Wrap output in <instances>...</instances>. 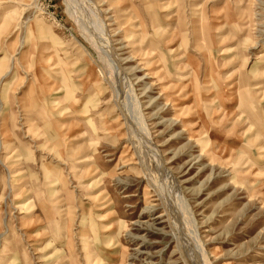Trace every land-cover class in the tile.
Masks as SVG:
<instances>
[{
	"label": "rangeland",
	"instance_id": "obj_1",
	"mask_svg": "<svg viewBox=\"0 0 264 264\" xmlns=\"http://www.w3.org/2000/svg\"><path fill=\"white\" fill-rule=\"evenodd\" d=\"M0 264H264V0H0Z\"/></svg>",
	"mask_w": 264,
	"mask_h": 264
},
{
	"label": "bare ground",
	"instance_id": "obj_2",
	"mask_svg": "<svg viewBox=\"0 0 264 264\" xmlns=\"http://www.w3.org/2000/svg\"><path fill=\"white\" fill-rule=\"evenodd\" d=\"M88 1V0H87ZM91 7H93V6H91ZM95 12V11H94ZM96 19V18H95ZM107 36H109V35H107ZM100 39V38H99ZM107 41V40H106ZM106 44H108V48H110V50L112 51V53L114 54V58H115V52H114V49H113V46H112V44H111V42H110V40H109V38H108V43L106 42ZM103 45V44H102ZM105 48H106V46H105ZM107 51V50H106ZM23 57H25V55L23 56ZM22 57V58H23ZM113 57V56H112ZM117 66H118V63H117ZM136 102V101H135ZM134 104V103H133ZM136 112V111H135ZM138 114H140V113H138ZM137 117V120L135 121V125H136V129H138L139 131H140V133H142V134H144L145 135V137H144V141H145V143L147 144V146L149 147V148H152V149H154L153 148V144L151 143V139H150V136H149V131L147 130V128H145L146 127V122H145V120H144V117H143V115H139V116H135V118ZM133 121V120H132ZM137 122H140L139 124L137 123ZM138 124V125H137ZM134 132H136V131H134ZM148 148V149H149ZM152 152V151H151ZM155 154H157V156H159V153H158V150H156L155 151ZM152 155H153V153H152ZM154 156V155H153ZM160 159V158H159ZM161 160V159H160ZM160 162V161H159ZM167 196V195H166ZM169 196V195H168ZM170 212V211H169ZM172 214H173V217H174V219H175V223H176V225H177V223H179L178 221H179V219L181 220V218L179 217V215L177 214V212L176 211H172ZM182 221V220H181ZM180 225V224H179ZM191 245V244H190Z\"/></svg>",
	"mask_w": 264,
	"mask_h": 264
}]
</instances>
